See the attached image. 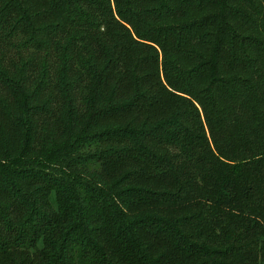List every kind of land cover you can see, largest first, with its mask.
<instances>
[{
  "label": "trees",
  "instance_id": "trees-1",
  "mask_svg": "<svg viewBox=\"0 0 264 264\" xmlns=\"http://www.w3.org/2000/svg\"><path fill=\"white\" fill-rule=\"evenodd\" d=\"M0 264H264V0H0Z\"/></svg>",
  "mask_w": 264,
  "mask_h": 264
}]
</instances>
